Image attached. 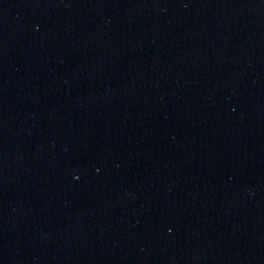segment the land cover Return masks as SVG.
Instances as JSON below:
<instances>
[{"label": "water", "instance_id": "95a60500", "mask_svg": "<svg viewBox=\"0 0 264 264\" xmlns=\"http://www.w3.org/2000/svg\"><path fill=\"white\" fill-rule=\"evenodd\" d=\"M0 264H264V0H0Z\"/></svg>", "mask_w": 264, "mask_h": 264}]
</instances>
